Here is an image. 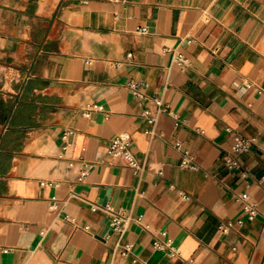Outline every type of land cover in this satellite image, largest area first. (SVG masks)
I'll list each match as a JSON object with an SVG mask.
<instances>
[{
  "label": "crops",
  "instance_id": "obj_1",
  "mask_svg": "<svg viewBox=\"0 0 264 264\" xmlns=\"http://www.w3.org/2000/svg\"><path fill=\"white\" fill-rule=\"evenodd\" d=\"M186 262L264 264V0H0V264Z\"/></svg>",
  "mask_w": 264,
  "mask_h": 264
},
{
  "label": "built area",
  "instance_id": "obj_2",
  "mask_svg": "<svg viewBox=\"0 0 264 264\" xmlns=\"http://www.w3.org/2000/svg\"><path fill=\"white\" fill-rule=\"evenodd\" d=\"M191 41H192L191 39L188 40V42ZM172 53H173V62L181 70H185L191 64L190 59L181 50L175 49L172 51ZM143 85H146V82L131 80L128 83L129 89L135 93H139V89ZM155 100L157 104L161 107V109H163L164 104L161 98L156 97ZM143 114L149 117L150 122L153 123L155 122V117L151 116L149 110H146ZM150 133L152 134L154 132L152 131ZM132 143L133 142H132L131 134L129 132H124L118 135L117 137H115L113 140H111L108 148V154L113 158L124 160L125 163L130 167H132L135 171L142 172L146 168V162L145 161L140 162L137 159L135 153L133 152ZM252 143H253V139L246 138L241 135H236L234 137L232 152L240 153V152L248 151L251 148ZM224 160L226 165L230 169H241V164L239 163V161L233 158L231 155L229 154L225 155ZM182 166L191 167L194 169L198 168V166L196 164H193L188 157L183 158ZM90 168L91 165L88 164L85 167V169L82 171L80 179H83L89 173ZM240 198L244 201V216L238 220V223H242L245 219L248 220L254 219L258 214L257 203L251 199L248 192H243L240 195ZM106 211L110 213L112 216L110 222L112 230L123 236L127 230L128 224L130 223V217L123 212L114 211L111 207H107ZM231 226L232 223H229L227 226L222 227V229L223 231H227ZM163 234L166 235V232H163ZM156 244L159 247L165 245L159 241ZM169 244L170 241L166 243V245ZM130 252H131V245L129 243L121 246L122 255L128 256ZM185 264H190V263L186 262Z\"/></svg>",
  "mask_w": 264,
  "mask_h": 264
}]
</instances>
